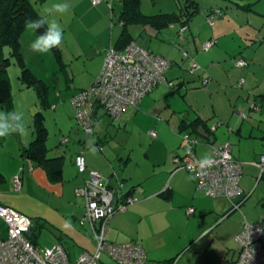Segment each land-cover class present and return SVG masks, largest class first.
I'll use <instances>...</instances> for the list:
<instances>
[{
	"label": "crops",
	"instance_id": "1",
	"mask_svg": "<svg viewBox=\"0 0 264 264\" xmlns=\"http://www.w3.org/2000/svg\"><path fill=\"white\" fill-rule=\"evenodd\" d=\"M33 2L43 15L44 8L57 0ZM67 2L71 5L70 15L58 17L53 14L48 17L57 19L64 28V41L60 45L64 66L60 67L52 51L43 55L36 53V60L39 63L40 59H48L55 63L68 76L71 75L70 81L77 75L75 72L73 75L69 68L76 63L84 67L81 71L84 82L70 93L72 97L97 80L107 48L120 44L123 23L120 20V0L113 3L105 0L99 4L92 0ZM213 9L217 8L213 7L211 11ZM198 14L202 17L196 19V25L191 26L194 16L186 23L187 28L183 32L181 22H173L161 29L148 24L129 25L132 40L171 61L167 76L174 83V88L166 83L159 84L138 105L129 106L120 118H113L100 107L93 133L83 131L75 116L78 125L71 122L67 130L61 128L57 142L60 144L54 146V152H50L53 146L48 152L56 160L54 167L60 179L50 178L44 166L24 155V148L34 136V131L31 138H27L30 132L26 136L16 135L18 143L0 151V201L30 218L33 214L40 215L35 208L36 203L43 204L36 206L48 208L54 216L67 218L72 215L76 222L78 219L75 224L87 227L83 230L94 239L90 223L79 222L81 219L77 214L80 217L86 214V199L77 190L96 171L105 182L109 181L116 189L136 197L127 211L111 217L107 237L111 241L141 244L147 255L145 264H218L225 259L235 260L240 252L236 236L244 224L261 221L264 217V171L258 164L264 155V37L261 36L264 31L260 34L263 43L253 47L250 63L246 58L249 50H243L244 46L229 47L231 40L245 43L246 26L239 27L231 20L219 21L221 16L211 26L207 22L209 13L206 15L201 11ZM205 23L210 25L209 28ZM35 35L24 29L20 38L25 62L29 54L24 48L29 47ZM212 39L214 44L209 51H204L203 44ZM239 53L242 58L237 59L248 62L243 68L234 64L233 57ZM192 62L198 63L199 67L191 70ZM177 87L180 90H175ZM156 110L159 114L156 112L158 120L153 130L158 135L152 137L153 144L146 153L150 155L148 160L135 153L136 147L130 146L131 138H116L120 132L129 136L138 117L143 119L145 111L155 113ZM105 115L112 122L125 126V130L108 127L111 122ZM197 118L201 123L207 122V132L210 126H217L215 132L209 130L210 136L215 137L211 142H206L208 139L200 133H192L200 139L193 149L199 158L230 141L234 156L243 163L242 192L235 199L206 195L198 188L196 179H186L192 175L187 169L177 168L173 154H185L189 146L185 137L188 131H182L183 120ZM113 132L114 135L110 134ZM67 138L69 141L64 143ZM72 145L76 150L69 157L67 150ZM154 146L161 147L159 156L151 155ZM92 148L96 149L95 153ZM80 153L86 159L84 173L79 172L75 165V157ZM31 176L34 178L30 179ZM18 177L21 179L19 193L14 190ZM23 199L32 202L31 207L25 206ZM66 201H69L67 208L71 210L64 207ZM190 209H193L192 213ZM69 223H57L62 230L60 244L71 254L63 241L72 237L85 245L83 250L94 251L82 232L80 239L68 235ZM33 226L35 230L36 224ZM33 239L38 242L36 237Z\"/></svg>",
	"mask_w": 264,
	"mask_h": 264
},
{
	"label": "built area",
	"instance_id": "2",
	"mask_svg": "<svg viewBox=\"0 0 264 264\" xmlns=\"http://www.w3.org/2000/svg\"><path fill=\"white\" fill-rule=\"evenodd\" d=\"M99 4L105 0H92ZM114 2L115 0H108ZM119 1V0H116ZM218 12L208 20L213 25ZM184 30V29H183ZM214 40L203 45L204 51H209ZM186 53H184L185 55ZM186 56V55H185ZM193 63V62H192ZM245 59H237V66H246ZM171 61L156 54L149 48L140 45L135 40L123 49L115 46L107 48L105 61L97 80L89 87L74 94L71 102L75 108V116L79 125L86 133L94 132L95 117L101 107L113 118H120L131 105H138L142 98L153 91L159 84L166 83L174 87L167 76ZM191 70L199 67L198 63L191 65ZM255 104H252L254 107ZM216 126H212L214 130ZM152 137H157L155 130L150 131ZM187 142L194 146L198 139L185 135ZM214 140L210 137V142ZM68 138L64 140L68 142ZM232 143L214 147L213 166L207 174H201L197 186L208 196H225L237 198L242 188L243 163L232 152ZM177 164L187 169L192 175L199 171L194 166L199 157L189 147L183 156L173 154ZM258 164L264 171V155ZM75 165L79 172L87 169L85 156L80 153L75 157ZM21 187V179L16 178L15 189ZM86 199V214L82 224L90 223L91 231L96 241L94 251L83 250L81 255L73 260L71 254L62 244L42 247L29 235L33 232V221L25 213L3 204L0 201V217L7 224V234L3 236L0 230V264H105L103 256L111 258L116 264H145L147 255L144 247L133 241L116 242L107 237L109 221L119 212H125L137 199L126 195L121 189L111 187L109 181H104L100 173L93 171L84 186L77 190ZM190 213L193 209L189 210ZM240 244L239 256L235 260H221L218 264H264V217L261 221L245 223L242 231L236 236Z\"/></svg>",
	"mask_w": 264,
	"mask_h": 264
},
{
	"label": "rangeland",
	"instance_id": "3",
	"mask_svg": "<svg viewBox=\"0 0 264 264\" xmlns=\"http://www.w3.org/2000/svg\"><path fill=\"white\" fill-rule=\"evenodd\" d=\"M179 0H142L141 8L144 13L146 14H155L159 13L161 11H177L179 12ZM199 1L202 10L205 11L206 15L210 13L211 8H217L215 9L217 12L223 11V16L219 17L220 20H227L232 21L233 24H237L239 27L244 25L246 26L245 32L246 35L244 37L245 43L239 44V42H236L234 40H231L229 42V47H234L235 49L239 47L240 45L244 46L243 50H249V54L246 55L247 60L251 63L252 61V55L254 54V46L263 43V39L260 37V34L262 33V30L264 31V0H197ZM248 2H255L250 9H246L243 5ZM197 14L196 17L191 21V26H195L197 23L196 19H200L202 16ZM218 18V17H217ZM207 27L209 28V24L205 23ZM212 26V25H211ZM187 28L180 27L182 32ZM184 29V30H183ZM264 37V34L261 35ZM204 45V44H203ZM153 49H155L153 47ZM7 55H9V49L6 48ZM24 51L29 54V59H26V65L33 69V71L36 73L38 78L44 79L45 83L48 86V102L43 103L41 94L39 92V85L31 83L30 80L26 79L24 77V74H22L23 66L20 62V60L14 56L15 61L13 60L12 64L8 67V74L10 79V89L9 94L13 96V103L14 107L13 109L17 111H22L24 113L25 122L28 125V133L29 137L31 138L32 131H34L35 126V117L37 113L38 118H44L45 123L49 129V139H48V145L51 147L50 152H54V146L59 142L60 138V130L61 128L67 130L68 124L71 122H75V126L78 125L75 121V108L71 102L70 93L72 91H75L78 88V85L81 86L84 82L83 77L81 76V71L83 70V66H78L79 63H76L73 65V67H70V71L74 75V72L76 73V77L73 81H70L71 75H67V72L64 70H61L55 63H51L48 59H40L39 63L36 60V53H33L29 47H25ZM184 51H186L184 49ZM107 52V50H106ZM104 55V61L105 56ZM155 53H157L155 51ZM184 54V52H183ZM241 53H239V56L233 57L234 64L235 60L240 57ZM29 62V63H28ZM104 64V63H103ZM103 67V65H102ZM238 68H243L242 66H236ZM39 74V75H38ZM80 82V83H79ZM70 85V86H69ZM70 97V98H69ZM133 109V108H132ZM0 111H7L4 107H0ZM159 110H156L155 113L147 112L145 111L146 115H144L143 119L138 117L136 121H138L133 126V132L128 136V134L124 132H120V135L118 140H126L127 138H131L130 146L136 147L135 153L144 156L146 159L150 160V155L146 154L150 146L153 144L151 141L153 140L150 131L154 129L155 125L157 124V118L156 115L159 114ZM72 117V120L71 118ZM107 119H110L111 122L108 124V127H111L115 130H125V126L119 125V123L112 122L111 118L108 115H105ZM101 120V119H100ZM264 121V119H263ZM97 122V120H96ZM99 122V120H98ZM211 122V121H210ZM212 125V123H211ZM72 126V125H71ZM148 127L150 129H148ZM80 129V127H79ZM83 129V128H82ZM81 129V130H82ZM108 130V129H107ZM106 130V132H107ZM84 131V129H83ZM68 134V131H64ZM34 134V133H33ZM115 134V132L110 133ZM17 134L10 135L5 138H0V151L7 149L8 147L14 146L16 143H18V137H16ZM184 135V134H183ZM116 136V135H115ZM182 136V135H181ZM34 137V136H33ZM32 137V138H33ZM187 142V141H186ZM60 144V143H58ZM57 144V145H58ZM76 150V147L74 145L71 146V148L68 151L69 157L71 154L74 153ZM161 151L160 146H154L151 150V155H158ZM54 156V154H53ZM69 161V160H67ZM34 176H31L30 179H33ZM14 190L19 193V190ZM11 189V191H14ZM26 190V189H25ZM34 191V190H33ZM77 197V196H76ZM23 203L27 207H31L32 202H30L27 199H23ZM35 205V203H34ZM36 205H42L36 203ZM35 205V208L37 209L38 213L40 215L33 214L31 219L34 224H36V230L32 234L33 237H36L38 243L42 246H54L55 244H60L61 239V232L59 225L60 224H67L68 222V229L67 231L68 235H72L75 238H82V235H86V240H88V243L91 244L92 249L96 248V241L92 238L89 234H87L83 228H87L85 226H78L75 223H78L74 220V217L68 216L67 218L63 217L62 215H56L54 216L53 212L49 211L48 208H42L37 207ZM64 207L67 208V205H69V201H66V203H63ZM72 209V208H67ZM24 213V212H23ZM72 214V213H71ZM77 214V213H76ZM84 213L81 215H78V218L83 220L85 216H83ZM57 222V223H55ZM81 223V221H79ZM82 224V223H81ZM86 225V224H85ZM0 230L2 231L3 236H6L7 234V224H5V221L0 217ZM91 230V228H90ZM81 236V237H80ZM64 237V236H63ZM66 241H63L64 245L68 248L70 252H72V259L76 260L81 253L83 252V246H85L80 240H77L72 237L65 238ZM237 241V240H236ZM235 243V242H234ZM105 264H116L111 258L109 259L106 255L103 256Z\"/></svg>",
	"mask_w": 264,
	"mask_h": 264
},
{
	"label": "trees",
	"instance_id": "4",
	"mask_svg": "<svg viewBox=\"0 0 264 264\" xmlns=\"http://www.w3.org/2000/svg\"><path fill=\"white\" fill-rule=\"evenodd\" d=\"M120 2L122 4L120 20L123 23V29L121 38L119 39L120 44H117L115 46L118 49H123L128 43L133 41L129 30V25H131L132 23H139L144 25L148 24L154 26L155 28L161 29L173 22H181L182 27L185 28L187 26L186 23H188L194 16H196L202 10L201 6L199 5V1L197 0H179V12L169 10L161 11L155 14H146L143 12L141 8L142 0H120ZM254 3L255 2H248L245 3L243 6L246 9H250L252 8ZM221 12L222 14L220 16L223 15V11ZM217 13L218 12L213 9V11H211L207 16V22L210 17L214 16ZM41 15L42 14L36 8L33 0H0V107H4L7 111L13 110L14 107L13 96L9 94L10 79L8 74V67L12 64L13 60L15 61L14 56H16L20 60L23 66L22 74H24V77L30 80L31 83L39 85V92L41 94L43 103L48 102L47 84L42 78L37 77L36 73L33 71L32 68L26 65V62L23 59L20 49V38L25 29V22L28 20H37L41 17ZM43 30L44 29H40L39 31L42 32ZM6 48L9 49V55H7ZM51 51L57 59L58 63L60 64V67L64 66V62L62 60L61 46H59L58 48H53ZM183 52L185 53L186 51L183 50ZM175 90H180V88L177 87ZM40 113L36 114L34 137L24 148V155L27 159L29 158L30 161H34L39 165L44 166L50 178L60 179V177L58 176L59 174L54 167L56 160L55 158H52L48 155V152L50 150V147H48L47 143L49 137V130L46 126L45 119L38 118V114ZM206 125L207 122L204 121V123H201L199 118L191 121L183 120L182 131H188L185 133L190 135L191 137L197 138L198 143H200V139L197 136H192V133H198V128L200 126H203L207 130ZM207 139L208 140H206V142H210V137ZM194 146L189 144L187 149L189 147L194 149ZM176 155L183 156L184 154ZM177 168L182 167L180 164H177ZM120 185L123 186L122 183ZM110 186L113 187L111 184ZM125 194L129 195L130 193ZM35 230H33V232L29 235V237L34 241L35 239H33L32 234L35 232Z\"/></svg>",
	"mask_w": 264,
	"mask_h": 264
},
{
	"label": "clouds",
	"instance_id": "5",
	"mask_svg": "<svg viewBox=\"0 0 264 264\" xmlns=\"http://www.w3.org/2000/svg\"><path fill=\"white\" fill-rule=\"evenodd\" d=\"M55 14L58 17H64L71 14V5L67 0H57L44 8V14L37 20H28L25 22V29L30 30L35 35V39L29 45L30 50L37 54H47L53 48H58L64 41V28L57 19H49V16ZM40 29H44L42 32ZM17 134L26 136L28 134V125L25 122L24 113L15 109L11 111H0V138ZM91 151L95 153L96 149ZM214 160L211 153L201 156L195 163L194 175L186 179L191 181L197 179L201 174H207V170L213 166Z\"/></svg>",
	"mask_w": 264,
	"mask_h": 264
},
{
	"label": "water",
	"instance_id": "6",
	"mask_svg": "<svg viewBox=\"0 0 264 264\" xmlns=\"http://www.w3.org/2000/svg\"><path fill=\"white\" fill-rule=\"evenodd\" d=\"M184 56H185V55H184ZM189 67H190V65H189ZM246 118H247V116H246ZM216 129H217V126H216V128H215L214 130L211 129V131H212V132H215ZM198 133H200L202 136H204V137H206V138L211 137V136H210L211 133L207 132V130H206L203 126H200V127L198 128ZM212 138L215 139L214 136H212ZM32 230H33V228H32Z\"/></svg>",
	"mask_w": 264,
	"mask_h": 264
}]
</instances>
